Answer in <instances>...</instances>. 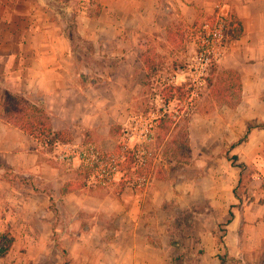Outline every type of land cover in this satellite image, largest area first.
Wrapping results in <instances>:
<instances>
[{
  "label": "crops",
  "instance_id": "1",
  "mask_svg": "<svg viewBox=\"0 0 264 264\" xmlns=\"http://www.w3.org/2000/svg\"><path fill=\"white\" fill-rule=\"evenodd\" d=\"M219 11L242 26L238 37L230 30L216 64L219 72L240 75L241 102L230 108L206 91L215 107L201 100L190 119L189 163L168 157L174 131L157 145L158 130L162 162L147 190L126 185L121 174L108 188L93 184L86 169L60 162L52 148L3 116L6 99L21 95L43 108L53 131L68 134L71 143L114 152L141 97L147 49L162 41L175 48L168 40L175 25L211 23ZM76 35L91 44L89 54L117 61V71L94 77ZM176 75L183 88L186 78ZM244 176L255 201L241 210L232 206ZM220 226L225 246L216 244ZM5 234L12 245L0 264H48L53 244L67 250L71 264H175V247L186 236L203 250L198 264H224L226 246L233 259L264 264V0H0Z\"/></svg>",
  "mask_w": 264,
  "mask_h": 264
},
{
  "label": "built area",
  "instance_id": "2",
  "mask_svg": "<svg viewBox=\"0 0 264 264\" xmlns=\"http://www.w3.org/2000/svg\"><path fill=\"white\" fill-rule=\"evenodd\" d=\"M228 17L220 11L211 25L205 24L196 36L197 50L190 60L188 78L183 83L184 96L162 100L161 106L148 113L132 112L128 126L123 131L119 148L104 153L94 144L63 143L56 141L51 148L57 159L72 167L75 163L86 169L93 184L108 188L122 175L126 185L147 190L157 177L161 164L160 151L155 147L157 131L163 118H169L176 126L190 118L205 92L209 89L208 78L214 64L221 61L227 51L226 36ZM178 77L173 75L164 81L163 87H177ZM50 145V140L45 142ZM133 161L127 166L128 158Z\"/></svg>",
  "mask_w": 264,
  "mask_h": 264
},
{
  "label": "rangeland",
  "instance_id": "3",
  "mask_svg": "<svg viewBox=\"0 0 264 264\" xmlns=\"http://www.w3.org/2000/svg\"><path fill=\"white\" fill-rule=\"evenodd\" d=\"M212 22V21H211ZM207 23V21H206ZM210 23V22H208ZM202 24H205L203 21L201 25L192 26L191 24H177L174 26L173 30L182 31L183 34V41L179 48H171L167 45V43L160 42L157 46H150L147 49L145 55V59L149 60V67L151 69H147V76L144 77L142 88L139 92H141V97L132 105L130 108L131 112H143L148 113L153 110L158 109L163 99L164 94V81L176 74L183 75L182 78H188L189 73V63L195 51L197 50V41L196 36L202 30ZM75 25L72 24V30L74 29ZM75 33V30H73ZM74 44L76 49L79 51V56L85 55L87 52L85 49H88L87 53V61L94 64L92 68V75L96 78H100L103 75L113 74L119 68L118 62L113 59L103 58V56H96L94 57L91 53V44L81 40L77 35L74 36ZM180 44V43H179ZM81 60H83L81 58ZM218 64V63H217ZM185 80V79H184ZM138 98V97H137ZM204 100L206 106L209 108L215 107V102L211 101L207 97V92L203 95L202 99ZM201 100L192 111L191 117L194 113L200 108ZM190 118H186L181 120L175 127V131L173 134L170 135L167 155L170 159H175L178 163H189L190 155L189 152L191 151L189 145V136H185V130L189 126ZM187 132V131H186ZM117 135V133H116ZM121 136L123 135V131H121ZM120 136V137H121ZM161 140L157 139V145L160 143ZM176 143L174 146H171L173 142ZM89 142V141H88ZM91 143V142H90ZM171 148V149H169ZM102 150V149H101ZM117 150V149H115ZM169 150V151H168ZM163 151V150H162ZM108 152V151H107ZM112 152V151H111ZM231 152L230 147H226L223 149V155L226 153L225 157L230 158L229 154ZM162 154V153H161ZM163 156V155H162ZM237 161V160H236ZM236 163V162H234ZM176 166V165H175ZM160 171V170H159ZM158 171V173H159ZM157 173V175H158ZM248 176H244L242 183L236 189V193L234 194L235 198L239 203L233 205V208H242L244 203L246 205H252L254 203V197L247 196L248 193V186H246ZM223 201V200H222ZM256 203V202H255ZM262 203V201L258 202ZM243 209V208H242ZM241 209V210H242ZM226 229L223 227H219L217 229V237H216V244L219 245H226V241L223 239L226 235ZM185 241L183 244L179 243L176 246V261L175 264H198V257L200 254L197 252L203 253L202 249H198L196 247H192V242L189 240L186 242L187 236L184 237ZM186 242V243H185ZM189 244V245H188ZM51 248L52 255L54 256L52 259L49 260L48 264H71L70 259L67 257V250L63 248V246L58 244H53L49 246ZM189 249V252L186 249ZM191 248H193L194 252L191 253ZM228 248L226 246L225 250L222 251L221 259L224 261V264H248L246 259L244 260H236L233 259L232 256H229ZM55 254V255H54ZM58 256V259H57ZM185 257L189 259H185ZM207 264H212L209 260Z\"/></svg>",
  "mask_w": 264,
  "mask_h": 264
},
{
  "label": "trees",
  "instance_id": "4",
  "mask_svg": "<svg viewBox=\"0 0 264 264\" xmlns=\"http://www.w3.org/2000/svg\"><path fill=\"white\" fill-rule=\"evenodd\" d=\"M209 19L207 20V24L211 25L212 22L208 23L210 22ZM203 25L204 24H202V26ZM230 30L234 32L235 37L240 36L242 33V26L240 22L229 20L226 33L227 35ZM183 34L184 33L179 30H170L168 32V40L170 44L175 48L179 47L183 41ZM145 61L147 69H151L148 66L149 60L146 59ZM208 86L211 98L215 99L220 104L230 108H235L240 104L242 83L241 77L237 72L232 70L219 72L217 71L216 64H214L208 78ZM183 96L184 91L181 87L169 86L164 89L163 98L165 101H169L174 97L182 98ZM3 116L10 124L21 129L38 141L45 143L47 140H50V148L51 144L56 141L71 143V139L68 134L53 131L51 119L44 109L32 104L24 96L10 95L5 101ZM175 129L176 127L171 119L163 118L158 128L160 138H167L173 131H175ZM184 135H188L186 130ZM232 159L237 160V156L232 157ZM132 161L133 159L130 156L128 158L127 166H130ZM234 193H236V190ZM2 240L4 241L2 242ZM11 245L12 240L7 234L0 236V258L5 257L8 254Z\"/></svg>",
  "mask_w": 264,
  "mask_h": 264
}]
</instances>
